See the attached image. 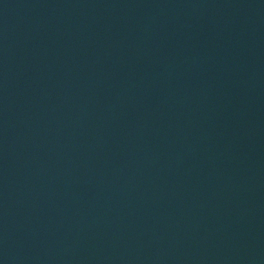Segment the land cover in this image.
<instances>
[{
  "label": "water",
  "instance_id": "water-1",
  "mask_svg": "<svg viewBox=\"0 0 264 264\" xmlns=\"http://www.w3.org/2000/svg\"><path fill=\"white\" fill-rule=\"evenodd\" d=\"M0 264H264V0H0Z\"/></svg>",
  "mask_w": 264,
  "mask_h": 264
}]
</instances>
